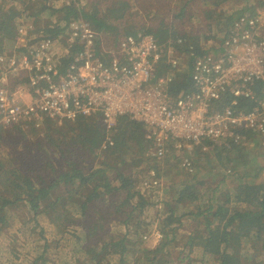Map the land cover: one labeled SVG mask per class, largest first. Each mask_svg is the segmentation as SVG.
<instances>
[{
  "label": "trees",
  "instance_id": "16d2710c",
  "mask_svg": "<svg viewBox=\"0 0 264 264\" xmlns=\"http://www.w3.org/2000/svg\"><path fill=\"white\" fill-rule=\"evenodd\" d=\"M195 1L202 2L203 16L208 20L203 25L209 30L221 31L220 41L227 36L236 17L250 16L260 9L243 5L226 12L222 7L231 0H180L174 18L182 20L188 14L186 5ZM66 2L0 0V54L11 52L17 44L19 24H32L35 27L31 33L51 38L63 34L73 19L87 20L95 28L92 23L96 22L95 7L88 14L80 0ZM257 3L264 9V0ZM129 8V0H118L116 7L107 11L117 20L127 16ZM52 17L54 21L41 24L44 18ZM103 22L96 23L103 28ZM180 27L173 22L168 27L160 22L145 28L148 33L150 28L159 29L165 45L170 44L180 52H192L168 87L171 96L192 91L190 72L194 56L216 49L211 47L214 39L204 32ZM263 29L261 26L264 35ZM177 39L181 42H176ZM36 41L30 38L27 44ZM20 49L24 52L27 47ZM63 61L66 64L68 57ZM261 85L260 82L255 88L258 90ZM229 101L228 97L223 98L219 107ZM254 103L251 98H239L234 107L244 111ZM99 119L76 118L86 122L82 128L86 133L81 137L91 148L106 143L103 150L108 149L115 157L118 152L120 155L126 134H132L140 142L133 170L143 165L141 170L134 171L137 177L125 175L119 166L113 170L112 177L107 167L91 166L87 169L63 167L58 172L54 169L50 178L33 168L36 173L32 175L31 166H25L15 152L2 153L8 133L4 131L10 126L0 131V236L6 235L11 240L6 251H0V264H264V153L256 150L264 144V132L242 129L239 134L243 140L239 142L205 139L189 151L175 150L174 141L169 139L165 143L167 151L157 161L147 155L143 157L149 144L143 140L142 123L119 116L113 127L106 128ZM116 131L120 135L115 136ZM19 132L26 134L20 127ZM109 140L112 145H108ZM119 157L124 159V155ZM184 159L189 161L188 167L183 166ZM213 161L216 165H212ZM40 167L47 168L41 164ZM170 167L174 171L168 176ZM100 172L101 182L95 183ZM227 178L231 184L226 183ZM153 179L160 186L150 190L156 189L158 193L162 186L158 197L160 208L141 188ZM134 180L139 181L138 190ZM111 194L116 196L112 202L114 210L105 214L104 205ZM94 200L101 206L95 209L90 220L87 208ZM20 209L24 216L18 218ZM113 215L123 218L117 221L116 231L107 226ZM155 223L161 234L159 242L152 248L141 246V237L145 233L149 235ZM21 237L25 241L19 242ZM23 244L29 250L21 257L13 247L18 249Z\"/></svg>",
  "mask_w": 264,
  "mask_h": 264
},
{
  "label": "built area",
  "instance_id": "2783aa9c",
  "mask_svg": "<svg viewBox=\"0 0 264 264\" xmlns=\"http://www.w3.org/2000/svg\"><path fill=\"white\" fill-rule=\"evenodd\" d=\"M261 15L264 9L236 17L216 49L194 56L193 89L179 96H171L168 87L192 52L160 46L145 30L123 35L107 50L82 18L69 21L56 38L34 35L31 24H19L16 48L27 50L0 54V131L43 117L72 121L96 114L111 128L119 116H127L143 124L149 144L145 153L157 161L169 139L175 150L189 151L205 139L239 142L242 129L264 132ZM30 38L37 41L29 45ZM225 97L229 103L219 107ZM239 98L255 103L237 110ZM182 164L188 167L189 161ZM157 182L147 181L141 188L148 191L160 186Z\"/></svg>",
  "mask_w": 264,
  "mask_h": 264
},
{
  "label": "rangeland",
  "instance_id": "374dc122",
  "mask_svg": "<svg viewBox=\"0 0 264 264\" xmlns=\"http://www.w3.org/2000/svg\"><path fill=\"white\" fill-rule=\"evenodd\" d=\"M54 2H62L67 0H53ZM81 6L85 11L92 13V8L95 7L97 10V14L95 15L96 22L104 21L105 26L99 27V25L95 23V32L99 35V42L101 46L107 50H110L115 47L118 40L125 34H129L130 32L136 33L138 31H143L145 28L155 27L157 24L162 22L163 25L169 26L171 22L175 23L177 26H181L180 28L189 30V31H197L204 32L207 36H210L214 39V44L211 46L212 48L218 45L220 41L221 31H212L207 29L206 23L207 19L204 18V14L202 12L203 6L201 5V1H195L192 3H188L186 8L188 10V14H192L189 16L186 14L182 20L175 19L174 14L177 12L180 0H129L130 8L128 9V15L121 19H114L112 13H109L107 10L110 8H115L118 0H80ZM115 1V4L113 3ZM184 1V0H183ZM239 2L231 0L230 3L224 4L222 7L226 12L234 11L236 7H240L243 5L254 6L255 8H260L257 0H238ZM263 1V0H261ZM67 3V2H66ZM176 9V10H175ZM91 15V14H90ZM200 19V21H199ZM48 20L54 21L53 17L46 19L44 18L41 24H46L49 22ZM27 21V20H26ZM30 22V20L28 19ZM18 22V21H17ZM21 22V21H20ZM89 22V21H87ZM261 26L264 27V15H261ZM90 23V22H89ZM102 23V24H103ZM32 25V24H31ZM91 25V24H90ZM94 25V24H93ZM91 25V26H93ZM203 25V26H202ZM35 27V26H32ZM43 28V26H42ZM94 28V27H93ZM41 29V28H40ZM210 32H208V31ZM264 32V29H263ZM150 33L154 36L156 42L160 46L165 45V41L160 39L161 31L157 28H150ZM36 35V33H33ZM206 36V37H207ZM216 36V37H215ZM20 38V37H19ZM223 38V37H222ZM17 44H15L16 46ZM14 46V50H18ZM11 51H14V50ZM18 51H21L19 49ZM12 52H7L10 54ZM93 118H97L99 116L91 115ZM100 118V117H99ZM101 119V118H100ZM99 119V120H100ZM102 120V119H101ZM117 120V119H116ZM81 121V120H80ZM103 122V121H102ZM85 121L79 122V120L74 121H66V120H55L50 119L48 117H43L38 120L31 121L29 123L18 124L10 126L4 133L8 132L4 139V144H2L1 151L2 153L15 152L21 159L25 166L28 168H35L39 173H41L45 178H50L52 174V170L55 169L56 172L61 171L63 167H67L68 169H87L88 167L93 168H105L107 167L108 174L111 176L114 174L113 170H116L119 166V170L123 172L125 175H129L130 177H137L134 171L141 170L143 165L141 164L139 167L133 170V165L135 164V158L137 156L140 142L137 141L132 134L129 132L126 134V141L124 145L121 147L120 155H124V159H120L119 152L116 153V156L109 154L108 149L103 150L102 147L106 146L103 143H99V146L96 148H91L90 143L86 140H83L81 135H85L86 131H83L82 128L85 126ZM116 123V121H115ZM115 125V124H114ZM19 127L25 132V135H22L19 132ZM103 131V127L100 129ZM143 132V140L144 139V127L142 128ZM115 136L120 135V132L116 131ZM108 137V135H107ZM112 141V140H111ZM103 144V146H101ZM139 144V145H138ZM109 145V144H108ZM145 147V144L143 148ZM247 147H251L248 145ZM112 148V147H111ZM258 148V149H257ZM256 148L257 151L264 153V144L258 146ZM114 149V148H113ZM147 149V148H146ZM146 151V150H145ZM42 157V158H41ZM144 158L146 157V153L143 154ZM41 159V160H40ZM153 163V162H152ZM151 163V164H152ZM40 164L44 167H47L45 170L41 169ZM212 165H216L213 161ZM151 170V169H150ZM172 167L167 171L168 176H170L171 172H173ZM36 172L33 170L31 172L34 175ZM37 175V174H36ZM97 177L94 180L96 182H101V172L97 173ZM165 175V172H164ZM141 176V175H140ZM112 177V176H111ZM169 178V177H167ZM115 180L111 179V182L114 183ZM135 181V180H134ZM139 181H135L136 189L138 190ZM227 184H231L230 179H226ZM162 186L157 193L156 189H151L147 191L148 195L153 197L154 201H157V208L161 207V203L158 197L161 196ZM111 199H109L108 203L104 205L105 214L109 211H113L114 208L112 206V202L115 200V194H111ZM99 202L97 200L91 201L89 204V208H87V213L90 217V220L93 219L94 211L97 207H99ZM23 210H19L18 218L23 217ZM123 218L113 215L111 221L108 222V229L115 230L119 226L117 221L122 220ZM185 222L187 220H184ZM188 222V221H187ZM13 230V229H11ZM9 230V231H11ZM157 224H153V228L151 233L146 237H141V246H145L148 248L154 247L160 240L161 236H157ZM182 232V231H180ZM9 233V232H8ZM160 233V232H159ZM15 236H19L15 232H12ZM143 235V236H144ZM161 235V234H160ZM31 239V237L29 238ZM19 242L25 241L22 237L19 238ZM11 245L10 237L6 235L0 236V251H6L5 248ZM54 248V245H51ZM15 249V252H18L21 257L24 253H26L29 249L27 244H23L21 247ZM62 254V250L60 252Z\"/></svg>",
  "mask_w": 264,
  "mask_h": 264
}]
</instances>
